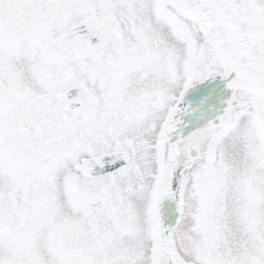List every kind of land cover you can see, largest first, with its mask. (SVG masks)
Listing matches in <instances>:
<instances>
[{
    "label": "snow or ice",
    "instance_id": "obj_1",
    "mask_svg": "<svg viewBox=\"0 0 264 264\" xmlns=\"http://www.w3.org/2000/svg\"><path fill=\"white\" fill-rule=\"evenodd\" d=\"M0 264H264V0H0Z\"/></svg>",
    "mask_w": 264,
    "mask_h": 264
}]
</instances>
